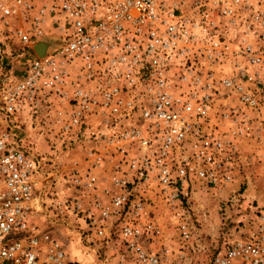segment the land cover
<instances>
[{
  "label": "built area",
  "instance_id": "2783aa9c",
  "mask_svg": "<svg viewBox=\"0 0 264 264\" xmlns=\"http://www.w3.org/2000/svg\"><path fill=\"white\" fill-rule=\"evenodd\" d=\"M47 31L59 40L39 57ZM0 35L25 52L8 57L0 42V264H68L63 241L38 225L43 162L22 135L23 117L53 101L70 141L107 152H89L91 166L68 178L76 194L55 206L115 235L118 264H199L184 207L234 182L238 140L264 103V0H0ZM152 198L173 212L176 248L154 246ZM257 213L207 264H264Z\"/></svg>",
  "mask_w": 264,
  "mask_h": 264
},
{
  "label": "rangeland",
  "instance_id": "374dc122",
  "mask_svg": "<svg viewBox=\"0 0 264 264\" xmlns=\"http://www.w3.org/2000/svg\"><path fill=\"white\" fill-rule=\"evenodd\" d=\"M47 36L56 38L51 44L52 48L57 45L58 37L49 31L44 37ZM0 39L8 57L11 53L24 55L22 46L8 38V35H0ZM65 108L64 104L53 101L51 104H41L33 118L23 117L25 149L39 156L43 162L38 225L41 229L55 231L65 244L67 255L81 256L80 264H118L117 258L115 261V235L99 238L89 231L81 216L55 206L56 202L63 201L68 194H76L73 188L67 186L68 178L75 170L83 171L91 166L89 152L99 155L107 153L101 145L87 142L86 138L70 141L71 136L61 132L59 113ZM61 117H65L64 114ZM248 117L247 129L238 140V168L230 192H198L189 196V205L184 207L194 225L193 236L199 241V248H203L198 252L196 243H193L196 251H191V255L199 264H207L216 251L254 227L258 210L264 211V103ZM104 160L95 171L101 176L108 175L111 166L110 158ZM152 200L155 205L154 217L162 224L163 230V237L154 246L176 248L179 241L175 225H166L172 220L173 212L167 210L159 200Z\"/></svg>",
  "mask_w": 264,
  "mask_h": 264
},
{
  "label": "water",
  "instance_id": "95a60500",
  "mask_svg": "<svg viewBox=\"0 0 264 264\" xmlns=\"http://www.w3.org/2000/svg\"><path fill=\"white\" fill-rule=\"evenodd\" d=\"M56 41L54 37H44L36 45L35 51L39 57H44L47 52L52 48L51 44Z\"/></svg>",
  "mask_w": 264,
  "mask_h": 264
},
{
  "label": "crops",
  "instance_id": "0c3cea01",
  "mask_svg": "<svg viewBox=\"0 0 264 264\" xmlns=\"http://www.w3.org/2000/svg\"><path fill=\"white\" fill-rule=\"evenodd\" d=\"M81 259V256H79V255H75V254H68V256H67V262H68V264H80V262L79 261H81L80 260ZM115 261H116V257H115Z\"/></svg>",
  "mask_w": 264,
  "mask_h": 264
}]
</instances>
